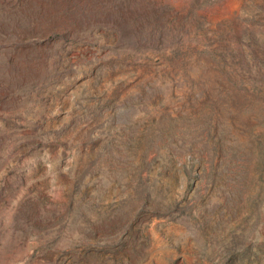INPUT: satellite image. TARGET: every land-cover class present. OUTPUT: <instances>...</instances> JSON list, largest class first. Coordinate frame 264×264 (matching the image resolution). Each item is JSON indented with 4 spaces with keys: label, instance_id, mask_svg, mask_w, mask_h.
<instances>
[{
    "label": "rangeland",
    "instance_id": "1",
    "mask_svg": "<svg viewBox=\"0 0 264 264\" xmlns=\"http://www.w3.org/2000/svg\"><path fill=\"white\" fill-rule=\"evenodd\" d=\"M0 264H264V0H0Z\"/></svg>",
    "mask_w": 264,
    "mask_h": 264
}]
</instances>
